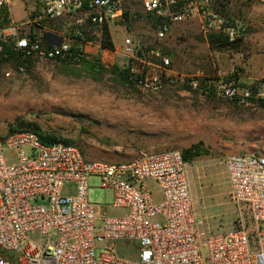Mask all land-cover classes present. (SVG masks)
Instances as JSON below:
<instances>
[{"label": "built area", "instance_id": "1", "mask_svg": "<svg viewBox=\"0 0 264 264\" xmlns=\"http://www.w3.org/2000/svg\"><path fill=\"white\" fill-rule=\"evenodd\" d=\"M13 1L0 0L4 56L9 50L72 63L104 61L110 50L101 45L104 27L110 32V24L146 22L155 40L141 41L126 27L116 54L127 79L151 94L180 83L196 89L202 80L176 72L158 45L175 26L185 23L205 40L214 34L229 42L244 39L250 28L247 19L223 8V0H36L24 8V22L11 16ZM45 32L61 36L59 45L43 39ZM202 83L205 93L238 105L264 99L238 76ZM224 163L235 219L228 229L205 233L197 230L178 149L111 162L87 159L74 144L43 143L29 130L0 136V264H264V156L227 154ZM92 175L112 190L111 204L88 201ZM106 207L125 212L108 215ZM117 240L135 241L137 257L116 251Z\"/></svg>", "mask_w": 264, "mask_h": 264}, {"label": "rangeland", "instance_id": "2", "mask_svg": "<svg viewBox=\"0 0 264 264\" xmlns=\"http://www.w3.org/2000/svg\"><path fill=\"white\" fill-rule=\"evenodd\" d=\"M24 1L14 0L11 6V16L17 22H24L25 9L38 3ZM223 1L226 9L250 22L248 35L236 45L211 48L193 26L185 23L175 26L158 45L170 52L174 69L181 75L205 81L235 73L241 85L264 93V1ZM126 25L133 35L155 40L146 22L126 20ZM126 27L110 24L115 49L122 46L128 34ZM31 30L35 32L36 27ZM117 56L108 51L104 61L72 63L34 56L26 66L16 67L13 61L1 63L0 136L11 133L10 127L24 120L38 125L44 133L72 140L87 159L111 162L131 159L141 151L183 152L200 144L204 152L185 162L193 189V212L202 219L197 230L206 233L209 224H219L220 231L225 230L231 220L224 158L242 151L264 156V99L259 96L250 105H238L185 83L159 94L146 93L121 72L122 58ZM5 154L11 157L13 151ZM88 185L89 202L112 203V190L100 187L97 176H90ZM147 185L157 197L153 182ZM106 212L123 214L114 207H106ZM134 244L117 240L114 247L135 259Z\"/></svg>", "mask_w": 264, "mask_h": 264}, {"label": "trees", "instance_id": "3", "mask_svg": "<svg viewBox=\"0 0 264 264\" xmlns=\"http://www.w3.org/2000/svg\"><path fill=\"white\" fill-rule=\"evenodd\" d=\"M222 6L225 9L226 3L224 1H222ZM137 38L141 41L145 40V38L142 36L141 37L138 36ZM207 41H208L209 46L211 48L221 47V46H225V45H236L237 42H239V40L229 42L226 39H224L221 35H214V34H209L207 37ZM101 45H102V47L108 48L110 50L114 49V44H113L110 32L107 29V27H104L102 30ZM161 48L163 49L164 52H166L170 55V52L167 49H165L163 46H161ZM170 57H171V55H170ZM30 59H31V56L23 57L20 53L11 52L9 50H7L6 56H4L2 54V52H0V64L4 63V62H8V61H13L15 63L16 67H19L20 65L26 66L29 64ZM89 66H93V64H90ZM234 76L236 77L237 75L234 73L227 78H232ZM186 85H188V84H186ZM189 87H191V86H189ZM198 88L201 89L202 91H204L202 80L200 81ZM250 89L253 91V93H255V89L253 86H250ZM26 130L35 132L39 136L40 140L46 144H51L54 142L62 141L64 143H70V144L76 145L72 140L64 139V138H61V137L56 136V135L51 134V133H44V132H42L41 128L38 125H36L34 123L26 122L24 120H19L15 126L10 127V132L26 131ZM203 152H204V149L200 146V144H193L189 148L184 149L183 152H181V153H182V158H183L184 162H187L190 159H192L194 156H198Z\"/></svg>", "mask_w": 264, "mask_h": 264}, {"label": "crops", "instance_id": "4", "mask_svg": "<svg viewBox=\"0 0 264 264\" xmlns=\"http://www.w3.org/2000/svg\"><path fill=\"white\" fill-rule=\"evenodd\" d=\"M24 2H26V0L24 1ZM13 3H14V1L11 3V5H10V11H11V6L13 5ZM117 49H119V48H114L113 50H109L110 52H114L115 54H116V50ZM106 53V55H107V52L108 51H105ZM116 56H117V54H116ZM118 57V56H117ZM246 78H248V79H250V77L249 76H247ZM242 152H244V151H242ZM94 160V159H93ZM199 172H201V171H199ZM188 181V180H187ZM209 181H210V179H209ZM188 185H189V183H188ZM190 186V185H189ZM210 186H211V184H210ZM209 186V187H210ZM208 187V186H207ZM210 190H212V188H209ZM189 191H190V195H192V191H193V189L192 188H190L189 187ZM213 191V190H212ZM214 193H215V190L213 191ZM228 193H229V187H228ZM158 195V194H157ZM191 198H192V196H191ZM228 198V197H227ZM228 205H227V210H228V214H229V217H230V220H231V223H230V225L228 226V228H230L231 226H232V223H233V221H234V218H235V211H234V207H233V205H232V203L230 202V200H229V198H228ZM193 204H192V209H193ZM206 208V207H205ZM123 210V213L125 212V210L124 209H122ZM193 214H194V212H193ZM202 215L204 216V218L207 216V210H205V211H202ZM194 216L196 217V215L194 214ZM197 218V217H196ZM197 219H199L200 221L202 220V219H200V218H197ZM210 225V226H209ZM209 225H207V231H220V229H221V225H219V224H217L218 226H216V224L214 225H211V224H209ZM228 228H225V229H228Z\"/></svg>", "mask_w": 264, "mask_h": 264}, {"label": "water", "instance_id": "5", "mask_svg": "<svg viewBox=\"0 0 264 264\" xmlns=\"http://www.w3.org/2000/svg\"><path fill=\"white\" fill-rule=\"evenodd\" d=\"M52 37H54L56 40L54 41L52 39ZM43 39L53 42L55 45H59L60 41H61V36L50 33V32H45L43 33Z\"/></svg>", "mask_w": 264, "mask_h": 264}]
</instances>
